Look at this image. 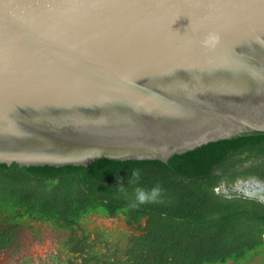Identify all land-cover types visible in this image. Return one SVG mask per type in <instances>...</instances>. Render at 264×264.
Wrapping results in <instances>:
<instances>
[{
  "label": "water",
  "instance_id": "water-1",
  "mask_svg": "<svg viewBox=\"0 0 264 264\" xmlns=\"http://www.w3.org/2000/svg\"><path fill=\"white\" fill-rule=\"evenodd\" d=\"M263 101L264 0H0V164L165 163Z\"/></svg>",
  "mask_w": 264,
  "mask_h": 264
},
{
  "label": "trees",
  "instance_id": "trees-1",
  "mask_svg": "<svg viewBox=\"0 0 264 264\" xmlns=\"http://www.w3.org/2000/svg\"><path fill=\"white\" fill-rule=\"evenodd\" d=\"M248 177L264 182V131H243L171 155L165 163L0 164V227L26 218L69 228L87 215H122L129 224L144 219L158 227L168 242H183L186 264L240 259L264 249V203L243 194L227 197L215 188ZM153 187L159 188L154 197ZM138 190L145 193L143 202ZM176 247L175 259L183 261ZM156 253L163 264V250Z\"/></svg>",
  "mask_w": 264,
  "mask_h": 264
},
{
  "label": "flooded vegetation",
  "instance_id": "flooded-vegetation-1",
  "mask_svg": "<svg viewBox=\"0 0 264 264\" xmlns=\"http://www.w3.org/2000/svg\"><path fill=\"white\" fill-rule=\"evenodd\" d=\"M253 116L264 120V101ZM254 182L262 183L254 177L236 179L227 186L220 183L215 191L227 197H249L247 192L255 187ZM106 220H116V225H105ZM26 231L29 236L23 240L21 236ZM163 235L158 227L147 226L144 219L129 224L122 215H87L69 228L21 218L0 227V264H161L156 253L159 249L163 250V264H186L184 243L168 242V236ZM176 245L183 253V261L175 259L179 256ZM201 264H264V249L240 259Z\"/></svg>",
  "mask_w": 264,
  "mask_h": 264
},
{
  "label": "clouds",
  "instance_id": "clouds-1",
  "mask_svg": "<svg viewBox=\"0 0 264 264\" xmlns=\"http://www.w3.org/2000/svg\"><path fill=\"white\" fill-rule=\"evenodd\" d=\"M218 37L216 34L209 32L208 34H206L203 39L201 40V43L205 46L211 47L213 46L216 41H217ZM135 175V173H133ZM159 191L158 187H153L151 189V196H155ZM145 193L143 191L138 190V195H137V199L141 202H143L145 200Z\"/></svg>",
  "mask_w": 264,
  "mask_h": 264
},
{
  "label": "rangeland",
  "instance_id": "rangeland-1",
  "mask_svg": "<svg viewBox=\"0 0 264 264\" xmlns=\"http://www.w3.org/2000/svg\"><path fill=\"white\" fill-rule=\"evenodd\" d=\"M104 223H105V225H111V224L112 225H116V220H113V221L112 220H106ZM28 234H29V232L26 231L25 233H23V235L21 236V238L24 240L25 239V235L26 236H29Z\"/></svg>",
  "mask_w": 264,
  "mask_h": 264
}]
</instances>
